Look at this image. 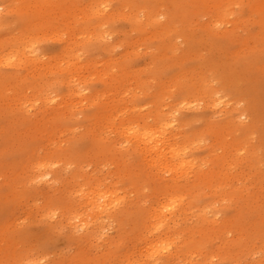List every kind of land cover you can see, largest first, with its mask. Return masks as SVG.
I'll return each instance as SVG.
<instances>
[{"label":"bare ground","instance_id":"bare-ground-1","mask_svg":"<svg viewBox=\"0 0 264 264\" xmlns=\"http://www.w3.org/2000/svg\"><path fill=\"white\" fill-rule=\"evenodd\" d=\"M85 1L0 0V264H263L260 0Z\"/></svg>","mask_w":264,"mask_h":264},{"label":"rangeland","instance_id":"rangeland-1","mask_svg":"<svg viewBox=\"0 0 264 264\" xmlns=\"http://www.w3.org/2000/svg\"><path fill=\"white\" fill-rule=\"evenodd\" d=\"M237 1H239L240 4H237V3L234 4L233 7L230 9V13L227 14L225 18L222 16L218 17V19L221 20V24L219 22H218V24H220L221 26L224 25V26L230 27L231 23L229 22V20H231L233 18V14L241 13V11H244V13L250 17L254 16L255 19L257 18V15H256L254 8H253L252 0H237ZM78 3L80 4V7H83V5L86 4V1L85 0H78ZM213 6L212 7H210L209 5L206 6L203 9V11L201 12V14L194 16L193 19L196 21L202 22V23H205V21H209V20L213 19L212 15L216 16V13L214 12ZM260 11H264V0H260ZM77 12L79 13V15H82L80 10H78ZM263 18H264V15H261L260 16V24H264ZM260 28L262 29L261 42H262V47H263L264 46V25ZM117 41L119 43H122V45L119 47V49L123 50L124 46L130 47V45L128 44V41H141V40L138 36H136L132 32H127V33L121 32L119 34V38L117 39ZM141 52H143V51L141 50ZM104 67H105V63L100 62L98 64V70H96L97 74L99 72H101L104 69ZM114 70H116V69H114ZM88 74H89V72H87V71H85L83 73V75H85V77H87ZM94 78L95 77H93V80H94ZM90 82H91V80H88V83L86 84L90 89L99 90L101 88V85L99 83H94V84H92V87H91ZM121 91H124V89H121ZM114 92L115 91L112 89L110 92L104 93L102 98L105 97L108 101H111L112 99H115V97L113 96ZM131 93H132V91H127V92H125V95L130 96L129 98H132ZM123 96H124V94L122 93L121 97L123 98ZM116 98H118V97H116ZM132 99H134V98H132ZM134 100L139 101V102H143V99H134ZM186 110H192V109H188L187 107H185V108L182 107V109L179 110V113L184 112ZM218 152H221V149H218ZM263 253H264V248H261L260 257L263 255ZM262 258L264 259V256Z\"/></svg>","mask_w":264,"mask_h":264}]
</instances>
